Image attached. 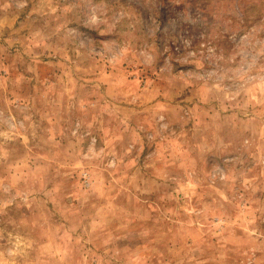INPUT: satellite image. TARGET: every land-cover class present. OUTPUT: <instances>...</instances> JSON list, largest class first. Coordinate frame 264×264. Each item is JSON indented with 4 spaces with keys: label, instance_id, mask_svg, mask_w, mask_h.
<instances>
[{
    "label": "rangeland",
    "instance_id": "374dc122",
    "mask_svg": "<svg viewBox=\"0 0 264 264\" xmlns=\"http://www.w3.org/2000/svg\"><path fill=\"white\" fill-rule=\"evenodd\" d=\"M0 264H264V0H0Z\"/></svg>",
    "mask_w": 264,
    "mask_h": 264
},
{
    "label": "clouds",
    "instance_id": "9594fccd",
    "mask_svg": "<svg viewBox=\"0 0 264 264\" xmlns=\"http://www.w3.org/2000/svg\"><path fill=\"white\" fill-rule=\"evenodd\" d=\"M91 24L95 23V20L90 22ZM161 32V35L158 37L156 41H153V34L155 32ZM165 29L162 25H146L144 36H143V44L145 47L151 48L153 43L156 44V51H158V54L161 58L165 57V41H164V35H165ZM90 35V33H85V37L87 38Z\"/></svg>",
    "mask_w": 264,
    "mask_h": 264
}]
</instances>
